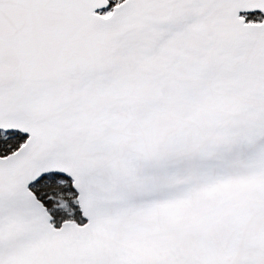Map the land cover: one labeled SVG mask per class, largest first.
Here are the masks:
<instances>
[{
  "label": "snow or ice",
  "instance_id": "snow-or-ice-1",
  "mask_svg": "<svg viewBox=\"0 0 264 264\" xmlns=\"http://www.w3.org/2000/svg\"><path fill=\"white\" fill-rule=\"evenodd\" d=\"M0 264H264V0H0Z\"/></svg>",
  "mask_w": 264,
  "mask_h": 264
}]
</instances>
